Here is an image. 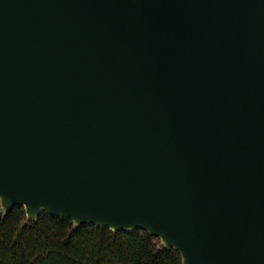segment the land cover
<instances>
[{"label":"water","instance_id":"obj_1","mask_svg":"<svg viewBox=\"0 0 264 264\" xmlns=\"http://www.w3.org/2000/svg\"><path fill=\"white\" fill-rule=\"evenodd\" d=\"M0 201L264 264V0H0Z\"/></svg>","mask_w":264,"mask_h":264},{"label":"trees","instance_id":"obj_2","mask_svg":"<svg viewBox=\"0 0 264 264\" xmlns=\"http://www.w3.org/2000/svg\"><path fill=\"white\" fill-rule=\"evenodd\" d=\"M0 264H183L180 251L144 228L79 224L43 212L29 219L23 205L3 213Z\"/></svg>","mask_w":264,"mask_h":264}]
</instances>
